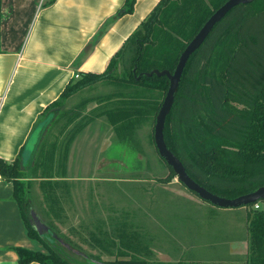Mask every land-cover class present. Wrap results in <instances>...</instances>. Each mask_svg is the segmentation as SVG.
Masks as SVG:
<instances>
[{"label": "trees", "instance_id": "trees-1", "mask_svg": "<svg viewBox=\"0 0 264 264\" xmlns=\"http://www.w3.org/2000/svg\"><path fill=\"white\" fill-rule=\"evenodd\" d=\"M227 1L161 0L114 55L104 73L79 75L66 86L58 101L47 107L35 129L44 121L49 123L28 164L23 162L25 147L11 163L0 159V174L14 184V198L20 206L28 235L40 242L46 251L19 249V264H81L64 252L67 245L74 246L64 240L55 220L63 223V202L72 197L66 169L70 147L81 128L89 123L73 129L61 141L55 138L51 145L56 131L63 129L64 114L58 107L59 102L82 89L112 82L119 89L117 95L122 99L119 104H130L116 115L126 119L130 113L140 118L151 111L157 118L170 81L167 77H146L144 74L153 70L174 73L186 47ZM135 5L136 0H126L116 18L132 14ZM119 63L121 74L115 76ZM152 94H161L164 99L152 104ZM103 114L115 115L110 110ZM114 119H111L113 123L123 121ZM164 136L168 149L183 163L188 175L211 193L235 199L264 187V0L235 7L216 24L201 48L190 57L166 119ZM131 140L127 137V141L131 143ZM44 156L46 169L42 172L46 177L41 187L48 204V228L40 234L30 223L22 180L27 172L36 173L45 167ZM55 160L60 166L57 172L60 179L54 180L50 172ZM161 160L169 168L170 176L159 182L167 185L176 175L165 160ZM119 218L117 221L111 218L109 222L102 218L93 229L83 225L88 231L89 243L115 258L104 262L101 257L92 256L93 260L86 259L85 264H153L148 242L135 229L136 223L128 213ZM245 264H264L263 211L248 212Z\"/></svg>", "mask_w": 264, "mask_h": 264}, {"label": "crops", "instance_id": "crops-1", "mask_svg": "<svg viewBox=\"0 0 264 264\" xmlns=\"http://www.w3.org/2000/svg\"><path fill=\"white\" fill-rule=\"evenodd\" d=\"M125 1L0 0V159L15 161L47 107L58 101L66 86L77 75L104 73L114 55L161 0H136L132 14L116 18ZM111 145L105 138L100 154ZM162 185L158 191L177 200L173 198L174 216L154 217L151 221L140 205L138 221L143 238L154 241V252L160 262L245 263L248 234L238 240L244 242L242 257L233 248L235 243L230 242L228 256L240 259L228 262L223 258L225 254L218 259H201V252L194 250L190 240L197 242L198 234L206 226L192 224L197 220L193 221L189 209L183 208L186 214L181 218L175 214L182 204L201 211L211 210L217 217H229L234 209L209 207L187 191ZM168 204L171 207V202ZM243 209L248 232L249 210ZM242 227L244 230V224ZM19 249L46 252L40 242L29 237L14 198V184L0 174V264H19Z\"/></svg>", "mask_w": 264, "mask_h": 264}, {"label": "rangeland", "instance_id": "rangeland-1", "mask_svg": "<svg viewBox=\"0 0 264 264\" xmlns=\"http://www.w3.org/2000/svg\"><path fill=\"white\" fill-rule=\"evenodd\" d=\"M121 68L119 63L115 76L121 74ZM118 90V86L112 82L99 83L91 88L80 90L72 97L59 102L58 105L62 108L61 113L64 114L61 122L63 129L56 131L54 139H51V145L55 138L61 141L73 129L89 123L81 128L70 147L66 169L72 197L63 202L65 210L63 223L55 220L56 227L64 236V240H69L74 246L67 245L63 249L64 252L81 264H85L86 259L93 260L92 256L101 257L104 262L115 259L103 254L93 243H89L88 231L84 226L93 229L92 226L102 218L108 222L111 218L117 221L121 215L128 213L131 221L136 223L135 229L140 231L138 222L140 205L150 215L148 218L151 221L154 217L174 216V197L167 192L158 191L162 185L159 180L167 179L170 176V170L161 160L154 143L155 114L149 111L138 118L137 115L128 113L130 117L126 119L123 115H116L121 108L126 110L130 105L129 102L119 104L122 99L117 95ZM152 95H154L150 100L152 104L164 99L161 94ZM108 110L113 111L115 115L103 114ZM114 118L116 121L118 118L123 121L113 123L111 119ZM127 137L132 139L131 143L127 141ZM105 138H108L112 145L108 151L100 154ZM135 140L136 143H134ZM47 149L50 147L48 146ZM44 157L45 167L40 168L36 173L27 172L26 178L22 180L30 223L36 231L38 229L35 220L44 228H48L46 226L48 204L41 187V181L46 177L45 172H42L46 169V156ZM58 171L60 166L55 160L50 172L54 180L60 179L57 175ZM164 186L193 194L179 183L176 177ZM207 205L214 207L209 203ZM183 208L189 209L190 215H193V221L197 220V223L192 224L206 226V230L202 229L203 232L198 234L197 242L193 241V238L190 240V243L195 246L194 250L201 252V259H218L224 254L227 256L223 258L230 260L228 262L240 259L228 256V251L231 249L230 242L235 243L233 248L238 250V256L245 255L243 254L244 242L238 240L246 238L248 234L247 227L245 228L246 210L234 209L236 215L233 213L229 217H217L211 210L201 211L193 205L188 207L182 204L175 213L178 218L186 214ZM246 209L252 210V207L249 206ZM44 228L40 229L42 233L46 230ZM146 240L152 252L151 263L160 262L157 253L154 252V241ZM157 246L161 247V245ZM190 252H192L191 249ZM240 263L245 264L243 261L228 264Z\"/></svg>", "mask_w": 264, "mask_h": 264}, {"label": "water", "instance_id": "water-1", "mask_svg": "<svg viewBox=\"0 0 264 264\" xmlns=\"http://www.w3.org/2000/svg\"><path fill=\"white\" fill-rule=\"evenodd\" d=\"M254 1L256 0H228L220 9H218L186 47L180 57L179 63L174 73H170V71L168 70H153L150 73L144 74L146 77H152L154 75L157 77H167L170 81L169 89L157 115L154 129V141L160 157L165 160L169 167L173 169L179 183H181L187 190H189L193 194H196L204 202H207L215 208L219 209H241L249 207L257 203L259 200L264 199V187L259 188L255 192L240 196L235 199L223 198L211 193L210 191L196 183L188 175L183 163L171 152L170 149H168L164 136L165 124L166 119L172 110L175 96L180 87L184 69L190 57L201 48L216 24L219 23L223 18H225V16L230 11H232L239 5H248L253 3ZM140 77L141 76H139L138 79H140ZM48 123L49 121L42 122L32 133L23 153L24 165L28 164V162L32 159L34 150L39 142L43 129ZM35 222L38 231L44 228V226L40 223H37L36 220ZM41 230L39 231L40 234H42ZM95 264L102 263L95 262Z\"/></svg>", "mask_w": 264, "mask_h": 264}, {"label": "built area", "instance_id": "built-area-1", "mask_svg": "<svg viewBox=\"0 0 264 264\" xmlns=\"http://www.w3.org/2000/svg\"><path fill=\"white\" fill-rule=\"evenodd\" d=\"M79 75L76 76L78 78ZM252 210L254 211H263L264 212V199L259 200L257 203L252 205Z\"/></svg>", "mask_w": 264, "mask_h": 264}]
</instances>
